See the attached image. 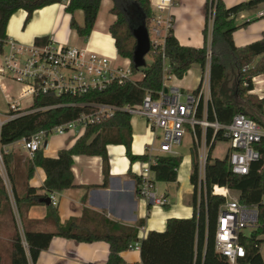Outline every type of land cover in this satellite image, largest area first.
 Instances as JSON below:
<instances>
[{"label": "trees", "instance_id": "1", "mask_svg": "<svg viewBox=\"0 0 264 264\" xmlns=\"http://www.w3.org/2000/svg\"><path fill=\"white\" fill-rule=\"evenodd\" d=\"M65 1V11L71 15L70 25L80 36L88 38L95 25L101 0H0V51L8 39L7 24L10 17L19 9H25L29 21L33 12L57 2ZM110 12L116 16L110 26L117 53L131 60L132 74L141 73L135 80L122 83L112 82L103 90H89L81 94H38L34 97L31 109L52 105L42 110L25 112L6 121L0 128V144L9 145L23 138H29L37 131L45 130L47 134L59 125L77 119L81 114L95 111L93 103H109L117 105L141 103L146 92L152 91L157 96L164 87V60L168 61V75L178 78L185 76L187 70L197 64L205 70L210 68L211 102L208 105V118L227 125L233 121L234 115L244 113L255 120L264 129V96L252 92L254 76L264 73V38L249 44L238 46L234 41V32L246 25H238L237 16L244 11L259 7L264 0H246L233 6H226L223 0H207L206 23L203 28L204 43L201 47L182 45L173 29L166 36L164 48L151 47L150 64L136 67L132 61L136 47L133 35V20L139 17L149 28L154 16L151 0H112ZM76 9L84 12V24L76 22L73 13ZM212 18L211 27L209 19ZM212 38L210 45L208 37ZM49 37H37L34 44L42 46ZM164 55V57H163ZM203 80V78H202ZM198 88L193 92H198ZM198 106V116H202L203 103ZM132 116L126 111H116L112 116L101 117L89 123L76 142L69 148L59 150L56 157L47 156L43 148L36 150L28 159L25 176L18 177L16 155L14 152L3 151L6 167L8 188L0 173V226L12 224L8 254L4 253L3 241L0 238V264H35L41 251L50 246L55 236L73 238L78 241H107L110 253L104 264H122L123 250L130 248L136 241L140 243L142 264H230L228 259L216 251L215 236L217 219L222 205L227 198L213 192L214 186L226 187L237 191V200L245 206L257 209V222L250 235L243 232L239 242L245 247L246 255L241 264H264L261 245L264 242V136L254 144L259 158L250 164L248 173L233 172L228 157L217 158L212 151L217 141L226 140L223 130L214 135L213 128L206 133L208 146L205 167V181L201 187L199 200V154L198 145L193 140L191 147L192 171L190 181L194 186L193 215L189 218L172 217L167 220L166 230H151L142 239L138 237L137 226L125 225L110 220L105 215L85 208L78 219H70L61 223L57 206L47 205V213L41 220L29 218L28 211L32 205L43 203L41 198L48 197L38 193V187L29 185L37 166L46 172L42 189L46 192L64 190L74 186L72 172L73 156L77 154L100 155L103 158L105 183L108 177L109 159L107 147L110 144L124 145L131 161H146L147 155L135 156L131 153ZM198 137L201 136L197 126ZM182 155H158L157 164L151 168L156 181H176L178 170L183 161ZM138 181L140 178L138 176ZM14 206L19 214L24 237L18 229ZM44 224L45 228H37ZM23 240L27 246L23 244Z\"/></svg>", "mask_w": 264, "mask_h": 264}, {"label": "crops", "instance_id": "2", "mask_svg": "<svg viewBox=\"0 0 264 264\" xmlns=\"http://www.w3.org/2000/svg\"><path fill=\"white\" fill-rule=\"evenodd\" d=\"M223 1L226 6L230 7L246 0ZM156 2L157 0H151L154 12H158L155 6ZM206 2L207 0H172V5L163 12L165 15L171 14L174 21V34L182 45L194 47L203 45V28L207 14ZM65 4L66 2L63 1L41 6L33 12L26 23L27 11L25 9L17 10L8 21V37L30 46L34 44L37 37L47 36L54 43H67L103 54L114 59L116 63L119 59L125 60L127 63L130 62L129 58H123L117 53L114 38L110 33V26L116 19V16L110 12L113 6L112 0H101L95 25L88 38L80 36L76 29L71 27L72 17L65 11ZM73 16L78 24H84L85 16L82 9H76ZM236 22L238 25L248 22L234 32L236 45L243 46L264 38V2L256 9L241 12L237 16ZM211 39L209 35V45ZM187 71L182 78L172 75L170 85L186 91H193L200 85L204 72L210 74L209 64L204 72L197 64ZM252 83V92L260 97L264 96V73L254 76ZM130 123L133 131L131 153L135 156L147 154L149 144L154 142L157 145L158 142L152 132L148 130L146 119L141 116H133ZM83 133L85 131L82 129L75 130L74 133L67 131L61 133L63 136L56 140L53 139L55 142L47 141L43 153L56 157L59 150L71 147ZM22 146L23 139L6 146L0 144V150L17 151ZM107 153L109 169L106 185H104L105 174L102 156L88 154L73 156V187L46 192L41 188L46 179V172L37 165L28 183L38 187L40 194H46L48 197L54 194L61 223L64 224L72 218H80L84 209L89 208L121 224L137 226L139 222H143V225L138 227L140 239L144 238L151 230H166L169 218H189L193 215L194 186L190 181L193 169L191 154L183 158L181 165H184V170L178 171L176 181L155 180L157 193L166 195L171 203L167 206H153L138 192V175L145 161L140 159L131 161L127 155L126 147L120 144L108 145ZM229 191L233 190L229 189ZM28 212L29 218L41 220L47 213V204L43 202L32 205ZM45 227L47 226L44 224L37 225V228L40 229ZM11 232V227L8 224L0 226V238L3 241L5 254H8ZM110 248V244L104 240L84 242L55 236L52 238L50 246L41 251L35 264H104L108 259ZM120 254L124 260L122 264H142L140 249L129 248Z\"/></svg>", "mask_w": 264, "mask_h": 264}, {"label": "built area", "instance_id": "3", "mask_svg": "<svg viewBox=\"0 0 264 264\" xmlns=\"http://www.w3.org/2000/svg\"><path fill=\"white\" fill-rule=\"evenodd\" d=\"M172 5V0H157L155 6L158 12H154L148 28L151 47L162 46L166 36L173 29L171 14L163 12ZM210 26L212 18L209 19ZM152 33L154 36H152ZM164 57V55H163ZM169 66L164 60V87L154 96L152 91H147L142 102L136 104H109L93 103L95 111L90 114H81L77 119L66 124L59 125L51 130L59 134L72 130L78 126L83 131L89 123L95 122L101 117L112 116L116 111H126L132 117L141 116L146 119L147 128L157 140V145L151 142L147 148L148 158L139 173V195L147 199L153 206L170 205V200L164 194H158L155 190V173L151 168L157 164L158 155H178L176 147L182 143L186 130L189 129L193 140L198 145L199 154V200L201 187L205 181V167L208 154L206 133L213 128L214 135L222 129L229 144L227 156L233 172L246 174L250 164L259 158V152L254 144L264 136V129L259 123L244 113H237L233 121L222 125L218 121L208 118V105L211 102L210 77L207 72L203 76L202 84L198 92L184 91L180 87L168 85L167 79ZM131 60L128 63H116L106 55L95 53L73 45L54 43L49 40L41 47L38 45H24L9 38L5 41L3 50L0 51V84L9 81L20 85L18 96H12L3 89L7 103L10 107L6 119L0 118V128L8 120L25 112L45 110L52 105L31 109L34 97L38 94H81L89 90H103L114 81L122 83L131 79ZM28 104L23 105L22 101ZM203 103L202 116H198V106ZM197 126H200L201 136L198 137ZM47 131L41 130L29 138H23V149L33 156L34 152L44 148L47 144ZM0 162H3L0 150ZM214 186L213 192L227 198L222 205L217 219L215 236V249L224 255L230 264H241L245 257V247L239 242L242 229L248 226L254 227L257 222V209L253 206L240 204L238 200L229 199L230 191L226 187L223 192ZM51 202L56 205L54 194L50 195ZM26 247L27 244L23 240ZM130 248L140 249L139 241L130 245Z\"/></svg>", "mask_w": 264, "mask_h": 264}, {"label": "rangeland", "instance_id": "4", "mask_svg": "<svg viewBox=\"0 0 264 264\" xmlns=\"http://www.w3.org/2000/svg\"><path fill=\"white\" fill-rule=\"evenodd\" d=\"M141 22V19L139 17H136L135 20H133V25L134 26H137L139 23ZM209 27L210 26V22H209ZM152 36H154V34L152 33ZM57 44L61 45V46H64V45H70V44H67V43H61V42H56ZM119 59V58H118ZM152 57L150 54H147L145 56V62L146 64H150L152 62ZM122 60L119 59L118 60V63L121 64ZM165 63L168 64V61L165 60ZM122 65V64H121ZM205 71V70H204ZM205 72L203 74L204 78H205ZM141 77V73H138L137 74H132L131 76V79L135 80L137 78H140ZM172 82L171 79H167L166 80V83L168 85H170ZM3 89H6L8 93H10L11 95L13 96H18L19 93H20V85L16 84V83H12V82H9V81H4L0 84V118L1 119H6L8 113L10 112V107L8 105V103L6 102V97H5V93L3 91ZM186 91V90H184ZM22 104L23 105H26L28 104V101L27 100H24L22 101ZM81 127L78 126L74 129H72L71 131L68 130L67 132L70 133V132H75V130H81L80 129ZM61 136H63V134H59L57 132H52L51 134H49V136L47 137V141L48 142H53L54 140L53 139H58L60 138ZM55 142V141H54ZM192 144H193V137H192V134L190 132L189 129L186 130V133H185V136L183 137V140H182V143L180 145H178L176 147V150L179 151V155H182L183 157H188L191 153V147H192ZM228 147H229V144H228V141L226 140H221V141H217L214 149H213V153H212V156L213 157H217V158H223L227 151H228ZM3 151H5L4 149H1V153H2V157H3ZM6 152H14L15 155H16V167H17V174H18V177L22 180L25 176V173H26V168H27V162H28V159L30 158L29 154L23 149V147H19L16 150L14 151H6ZM198 154H200V151L198 149ZM4 162V160H3ZM184 170V165H180L179 167V172H182ZM0 173L1 175L4 177V180L8 186V188H10V184H9V180L7 178V173H6V167H5V164L2 162H0ZM230 196H229V199L232 200V199H235L237 198L238 196V193L235 192V191H230ZM14 211H15V217H16V222H17V226H18V229L20 230L21 232V235L24 237V233H23V229H22V223H21V220H20V217H19V214L17 212V209L16 207L14 206ZM7 223L8 225L11 227V231H13V227H12V224L10 223L9 219L7 218ZM254 227H251V226H248V227H245L242 229V232L245 234V235H250L251 232L253 231ZM261 253H262V256H263V259H264V242L262 243L261 245Z\"/></svg>", "mask_w": 264, "mask_h": 264}, {"label": "water", "instance_id": "5", "mask_svg": "<svg viewBox=\"0 0 264 264\" xmlns=\"http://www.w3.org/2000/svg\"><path fill=\"white\" fill-rule=\"evenodd\" d=\"M133 35L136 38V47L133 53L132 61L136 67H141L146 64L145 56L149 54L151 49V41L149 36V31L146 24L141 20V22L132 28ZM227 154L225 155V157ZM41 202L51 204L50 197H43L40 200Z\"/></svg>", "mask_w": 264, "mask_h": 264}, {"label": "bare ground", "instance_id": "6", "mask_svg": "<svg viewBox=\"0 0 264 264\" xmlns=\"http://www.w3.org/2000/svg\"><path fill=\"white\" fill-rule=\"evenodd\" d=\"M113 60H114V59H113ZM116 60H118V59H116ZM126 61H127V60H126ZM122 63H127V62H125V60H122L121 64H122ZM217 190H219V191H221V192L224 191V189H220V186L217 187Z\"/></svg>", "mask_w": 264, "mask_h": 264}]
</instances>
